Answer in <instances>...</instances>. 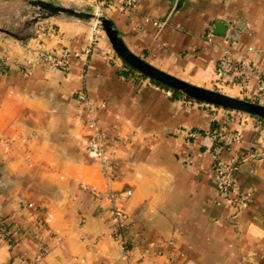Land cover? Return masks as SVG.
Segmentation results:
<instances>
[{
    "label": "crops",
    "instance_id": "obj_1",
    "mask_svg": "<svg viewBox=\"0 0 264 264\" xmlns=\"http://www.w3.org/2000/svg\"><path fill=\"white\" fill-rule=\"evenodd\" d=\"M127 2L101 14L158 69L213 89L230 48L264 79V0H114ZM67 4L89 9L84 0ZM30 32L22 41L0 37V219L25 231L14 247L0 235V264H23L22 255L27 264H264L263 121L176 101L148 79L125 80L123 61L88 22L58 17ZM42 53L69 66L40 63ZM80 95L99 106L111 180L88 153ZM222 127L238 140L215 142ZM216 146L236 160L227 198L215 186ZM126 190L123 250L103 195Z\"/></svg>",
    "mask_w": 264,
    "mask_h": 264
},
{
    "label": "built area",
    "instance_id": "obj_2",
    "mask_svg": "<svg viewBox=\"0 0 264 264\" xmlns=\"http://www.w3.org/2000/svg\"><path fill=\"white\" fill-rule=\"evenodd\" d=\"M51 1V0H47ZM65 3H74L79 0H61ZM91 12L99 15L102 10L107 7H116L119 10H126L132 3L127 2L123 5L114 4V0H84ZM159 26L158 23H155ZM213 33L207 34V39L210 42ZM91 51V47L87 52ZM40 63H48L53 67L65 69L69 66L68 59L65 57L58 58L50 53H42L38 58ZM3 69V62L0 60V71ZM254 79L257 83L254 87L251 86V80ZM216 87L239 88L245 94L247 100L254 103L264 105V79L261 77L256 67L250 64L247 60L237 59L233 56L230 48L224 49V55L218 60L215 69ZM168 95L172 96V92L167 90ZM82 102V111L84 113V128L88 143L89 155L99 162L102 172L108 180H111V171L113 169V160L108 152V134L101 128L97 112L99 106L87 100L83 95L79 97ZM215 142L219 141L225 145H231L238 140L235 135H227L226 128L222 127L218 136L214 137ZM224 146H216L214 149L213 171L215 173V186L218 193L227 198L232 188V174L236 163L235 159L225 161L221 158V153ZM132 190H126L120 193L107 192L103 196L106 197L113 204L111 213L113 215V222L116 227V234L114 238L120 244L122 249H126V240L122 228L128 222L127 214L118 206L120 203H126L132 197ZM102 196V195H101ZM27 208L35 211L33 204H27ZM2 238L6 239L5 234L2 233ZM8 242V240L6 239ZM9 243V242H8ZM11 245V243H9ZM39 258V257H38Z\"/></svg>",
    "mask_w": 264,
    "mask_h": 264
},
{
    "label": "water",
    "instance_id": "obj_3",
    "mask_svg": "<svg viewBox=\"0 0 264 264\" xmlns=\"http://www.w3.org/2000/svg\"><path fill=\"white\" fill-rule=\"evenodd\" d=\"M32 10L36 11L35 17L27 23V27H34L39 22L48 21L58 17L74 19L82 22H94L107 36L115 54L127 65L137 70L150 80L161 83L168 88L192 98L202 104L214 106L232 112L246 114L264 119V105L245 99L230 96L220 91L199 87L183 81L176 76L166 73L146 62L141 57L132 53L117 31L110 18L103 14H95L65 4H57L47 0H24ZM1 37L22 41L26 37L20 36L8 29L0 27Z\"/></svg>",
    "mask_w": 264,
    "mask_h": 264
},
{
    "label": "rangeland",
    "instance_id": "obj_4",
    "mask_svg": "<svg viewBox=\"0 0 264 264\" xmlns=\"http://www.w3.org/2000/svg\"><path fill=\"white\" fill-rule=\"evenodd\" d=\"M7 2L10 4L9 6H4V4H0V27L4 28V29H8L14 33H19L20 36H26L27 34H30L31 33L30 28L27 27L26 24L29 23L30 20H32L35 17L36 11L32 10L28 5H26L24 0H7ZM65 5L75 7L72 4L66 3ZM76 8L80 9V10H84V11H90V9H87L84 7H76ZM89 26L97 37H99V38L103 37L109 43L106 34L100 28L95 26L94 22H90ZM0 37H1V34H0ZM109 46L112 49L110 43H109ZM112 51H113V49H112ZM212 90L220 91L215 86ZM222 91H223V89H221V92ZM240 99L247 100L246 97H242ZM187 104H189V103H187ZM202 106H204V105H202ZM204 107H206V106H204ZM208 109H210V108H208ZM214 110H217V109H214ZM218 111L225 112L229 115H232L231 117H252V116H249L246 114H242V113H238V112H232V111H228V110H224V109H220ZM22 204L26 205V203H22ZM0 235L2 236L1 232H0ZM21 259H22V257H20V260Z\"/></svg>",
    "mask_w": 264,
    "mask_h": 264
},
{
    "label": "trees",
    "instance_id": "obj_5",
    "mask_svg": "<svg viewBox=\"0 0 264 264\" xmlns=\"http://www.w3.org/2000/svg\"><path fill=\"white\" fill-rule=\"evenodd\" d=\"M119 75H120V77L124 78L125 80L134 79V78L137 80L148 79L146 76L140 74L137 70L130 67L129 65H127L124 62H123L122 67L119 70ZM148 80H150V79H148ZM150 81L153 82L154 84H156L157 86L161 87V88H164L166 90L171 91L173 94L172 98L176 101L182 100V101H185L191 105H204L210 109L220 110L217 107L202 104V103H200V102H198L192 98L186 97L183 94H181L177 91H174V90L168 88L167 86L162 85L159 82H156L154 80H150ZM252 118L257 119L258 121L264 122V119H262V118H256V117H252ZM0 232L5 234V237L8 240V242L11 243L12 246L14 247L16 244H18L20 242V238L23 237L22 235L25 231L23 229H21V227L18 226L14 221L9 219L8 217H4V218L0 219ZM121 232L123 233V228H122ZM127 245H128V243H127ZM21 257H22V259L20 262H22L23 264L29 263V259L26 256L22 255ZM14 261H15V258H14ZM17 264H19V263H17Z\"/></svg>",
    "mask_w": 264,
    "mask_h": 264
}]
</instances>
